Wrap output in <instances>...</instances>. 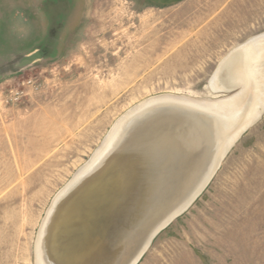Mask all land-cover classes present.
Wrapping results in <instances>:
<instances>
[{
	"label": "rangeland",
	"instance_id": "374dc122",
	"mask_svg": "<svg viewBox=\"0 0 264 264\" xmlns=\"http://www.w3.org/2000/svg\"><path fill=\"white\" fill-rule=\"evenodd\" d=\"M262 33L264 0H0V264H36L56 194L128 110L235 93L211 80ZM138 264H264V113Z\"/></svg>",
	"mask_w": 264,
	"mask_h": 264
},
{
	"label": "water",
	"instance_id": "95a60500",
	"mask_svg": "<svg viewBox=\"0 0 264 264\" xmlns=\"http://www.w3.org/2000/svg\"><path fill=\"white\" fill-rule=\"evenodd\" d=\"M41 57L42 53L36 51L24 56L22 63L29 64ZM262 115L228 142L214 174L196 178L189 185L187 181L182 184L181 178L188 176V170L199 168L196 162L200 157L205 158L209 144L206 135L197 134L189 113L167 110L134 129L115 155L112 169L103 175L111 180L125 169L128 177L115 187L105 184L104 192H101L104 184L99 186L96 192L86 196L82 202L85 205L78 211L71 208L72 201L78 198L72 200L70 195H64L51 213L47 227L51 230L47 243L50 261L84 264L95 247L98 253L106 252L111 264H138L155 238L202 195L230 150ZM107 187L112 190L108 191ZM104 194L106 198H102ZM92 199H101L104 204L100 209L94 208ZM102 240L110 241L105 245L106 250L100 247Z\"/></svg>",
	"mask_w": 264,
	"mask_h": 264
},
{
	"label": "bare ground",
	"instance_id": "6f19581e",
	"mask_svg": "<svg viewBox=\"0 0 264 264\" xmlns=\"http://www.w3.org/2000/svg\"><path fill=\"white\" fill-rule=\"evenodd\" d=\"M219 78L224 80L218 81ZM218 82H222L223 89H220ZM210 87L213 91L226 92L236 87L238 89L230 95L211 99L209 97L175 93L150 96L136 104L114 123L90 160L82 165L75 172L72 179L56 194L38 234L36 264H53L47 251L48 234L51 231L47 227L48 223H51V213L60 203V199L64 195H70L72 200L78 198L79 201L78 199L77 201H69H72V210L78 211L81 206L85 205L82 202L86 196H89L92 191L93 193L96 192L99 186L102 187L104 184L101 190V192H104L105 184L108 186L114 185L113 187H115L122 183L120 180L128 177V172L125 169L117 172L111 180L105 178L111 165L113 167L114 162L112 161L115 155L130 135L135 132L134 129H139V126L149 122L152 118H156L157 115H163L167 110L172 109L188 112L191 121H194L199 132L197 134L200 136L206 135L209 142L205 151V158L200 157L198 158L199 161L196 162L197 164L195 163L200 165L199 168L188 170V176L183 175L181 183L188 182L187 185H189L196 178L198 179L201 176L207 178L210 172L214 174L224 156L223 151L228 142L232 140L234 135L252 124L264 113V33L254 36L235 47L218 68L217 73L211 80ZM128 149L127 147L126 151ZM104 174L105 176H103ZM110 190H112L111 187L108 191ZM106 197V194L102 195V198ZM92 200L91 205L94 208L100 209L104 204L101 199ZM75 207L76 209H74ZM109 244V240H102L100 247L106 250L105 245ZM98 252L99 250L95 247L91 249L90 255L86 257L84 264H111L109 258L104 254L106 252L103 254Z\"/></svg>",
	"mask_w": 264,
	"mask_h": 264
},
{
	"label": "built area",
	"instance_id": "2783aa9c",
	"mask_svg": "<svg viewBox=\"0 0 264 264\" xmlns=\"http://www.w3.org/2000/svg\"><path fill=\"white\" fill-rule=\"evenodd\" d=\"M31 82V81H29ZM24 92L23 91H19V90H11L9 92V96H8V99L7 101H10V100H19L22 96H24Z\"/></svg>",
	"mask_w": 264,
	"mask_h": 264
}]
</instances>
